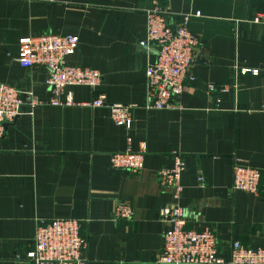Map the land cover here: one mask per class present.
Instances as JSON below:
<instances>
[{
  "label": "crops",
  "instance_id": "crops-1",
  "mask_svg": "<svg viewBox=\"0 0 264 264\" xmlns=\"http://www.w3.org/2000/svg\"><path fill=\"white\" fill-rule=\"evenodd\" d=\"M156 5L168 10L170 22L199 13L188 24L200 42L195 80L184 83L178 107L162 110L143 106L147 56L138 46ZM259 14L264 0H0V84L49 99L45 67H22L18 41L71 34L79 46L69 62L102 75L94 90L73 87L74 100L134 106L129 130L113 123L107 107L87 106L46 105L4 126L0 264H32L22 258L36 224L54 219L81 221L86 264H156L166 228L159 210L174 203L185 209V229H211L223 255L232 241L264 248V24L249 22ZM234 66L259 72L237 77L235 101L208 94V84L230 83ZM127 138L132 150L146 145L135 174L109 163L111 153L128 148ZM173 152L184 161L178 200L158 182ZM234 160L261 171L256 194L231 189ZM117 201L133 208L131 221L114 219Z\"/></svg>",
  "mask_w": 264,
  "mask_h": 264
},
{
  "label": "built area",
  "instance_id": "built-area-1",
  "mask_svg": "<svg viewBox=\"0 0 264 264\" xmlns=\"http://www.w3.org/2000/svg\"><path fill=\"white\" fill-rule=\"evenodd\" d=\"M170 13L156 5L146 15L145 37L138 42L147 56L144 67L146 79L145 101L147 109H171L183 92L186 82H193L191 71L198 60L196 55L199 39L193 34L188 24L196 12L181 15L177 22L169 21ZM264 24V14L256 15L251 21ZM239 37V28L234 29ZM79 46L76 35L59 33H38L18 41L17 62L25 68L43 66L47 71L44 87L49 91V99L38 98L32 90L0 84V137L4 126L14 122L23 114L42 106L71 107L87 106L90 108L107 107L110 118L116 126L129 130L132 126L131 111L133 105L110 103L102 97L89 102L75 101L73 87H87L94 90L101 82L99 71L76 66L69 62ZM257 69L233 67L232 80L229 84L216 88L207 85L208 94L228 93L235 101L237 77L251 73L258 74ZM218 101V100H217ZM128 148L123 152L109 155L110 167L125 170L132 174L143 168L145 143H140L136 150L130 148L131 139L127 138ZM232 173V190L256 194L261 171L255 167L234 160ZM184 170V161L176 152L172 153V166L158 171V182L169 187L173 199L178 200L182 185L180 177ZM198 184H204L199 175ZM134 216L133 208L123 201H117L113 210L116 221L129 222ZM160 219L166 224L162 232V246L159 249L156 264H264V248H250L239 241H232L226 247V255L218 250L217 237L208 227L200 232L185 229V209L177 204H166L159 210ZM81 221L77 219H54L38 221L32 240V248L25 253L22 260L32 264H86L82 258L86 249V237L81 235ZM21 259L20 255H16Z\"/></svg>",
  "mask_w": 264,
  "mask_h": 264
}]
</instances>
